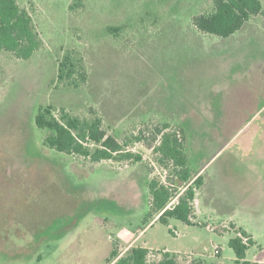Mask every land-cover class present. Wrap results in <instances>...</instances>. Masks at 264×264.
I'll use <instances>...</instances> for the list:
<instances>
[{
	"label": "rangeland",
	"instance_id": "374dc122",
	"mask_svg": "<svg viewBox=\"0 0 264 264\" xmlns=\"http://www.w3.org/2000/svg\"><path fill=\"white\" fill-rule=\"evenodd\" d=\"M17 2L42 46L28 60L0 53V227L32 229L22 250L52 251L54 264L71 254L108 264L133 247L149 248L150 264L163 251L179 264H236L233 222L253 233L247 261H264V15L221 38L194 25L214 0ZM73 52L88 73L77 89L58 80ZM48 106L100 117L143 160L92 164L48 148L35 123ZM159 132L178 136L192 176L204 169L192 225L152 216L151 182L178 176L154 150Z\"/></svg>",
	"mask_w": 264,
	"mask_h": 264
},
{
	"label": "trees",
	"instance_id": "16d2710c",
	"mask_svg": "<svg viewBox=\"0 0 264 264\" xmlns=\"http://www.w3.org/2000/svg\"><path fill=\"white\" fill-rule=\"evenodd\" d=\"M78 1V0H74ZM264 15L262 0H214L211 13H203L194 19L196 29L207 35L229 38L240 31L253 17ZM42 41L35 29L30 14L22 9L17 0H0V53H13L17 59L28 60L40 49ZM58 80L77 89L88 81V73L82 57L73 52L59 64ZM52 106L39 110L35 123L46 130L44 145L59 153L82 158L92 164L102 162L140 163L143 158L133 154L113 136L107 134L100 117L83 118L61 109L58 116ZM159 147L154 148L163 160L177 169V179L169 187L157 181L151 182L153 199L152 216L169 224V219L193 224L194 201L197 191L203 186V179L192 178L187 167L184 144L176 134H163ZM162 160V161H163ZM175 200H178L175 202ZM236 237L229 246L235 252L236 264H258L247 261V251L252 245L248 234L234 229ZM239 235L249 239L245 244ZM150 250L133 247L122 257L114 250L107 259L108 264H150ZM153 264H179L177 256L163 251L162 258Z\"/></svg>",
	"mask_w": 264,
	"mask_h": 264
},
{
	"label": "crops",
	"instance_id": "0c3cea01",
	"mask_svg": "<svg viewBox=\"0 0 264 264\" xmlns=\"http://www.w3.org/2000/svg\"><path fill=\"white\" fill-rule=\"evenodd\" d=\"M203 170L204 169H202V171L199 173L193 174L192 178L196 179L198 177H201L203 179V176L200 175L203 172ZM204 185H205V183H204V179H203V186ZM203 186H202V188H203ZM200 192H201V189L199 191H197L196 198L194 201V209H195V216L196 217L198 215H200V212H201V209L199 208ZM232 225H234L236 229H241L244 232H246L248 234L249 238L251 239L252 244L255 243L253 233L250 230H247L245 226H239L238 224H234L233 222H232ZM18 229L19 228H17V227H12L11 230H7V227H0V237H1L0 241L3 242V243L0 242V264H54V263H56V262L52 261L53 256H54V252H52V251H49V252L47 251V255L44 256L41 253V251H35V249H33L32 251L22 250V247H24V245H28V242L30 244V240L29 241L28 240H22L21 237L23 235L25 237L32 236L33 232H31L32 229H30V230L28 229L27 231H20ZM35 238L36 237H33L31 242L35 241V243H36ZM66 245H63V247L61 246V248L58 250V251H60L58 253V255L61 253H68L70 251V248H68V247H70V245L69 246H66ZM110 254H109V256H110ZM123 254H124V252L120 255V257H122ZM109 256L106 257V260ZM82 257L83 256H81V255H79L78 257L77 256L75 257V255L71 254V255H67L65 257V260L62 258V261H63V264H86V261L83 260ZM250 262H252V261H250ZM89 263H91V261H89ZM253 263L264 264V261L263 260H255V261H253Z\"/></svg>",
	"mask_w": 264,
	"mask_h": 264
},
{
	"label": "built area",
	"instance_id": "2783aa9c",
	"mask_svg": "<svg viewBox=\"0 0 264 264\" xmlns=\"http://www.w3.org/2000/svg\"><path fill=\"white\" fill-rule=\"evenodd\" d=\"M211 230H212V229H211ZM212 231H214V230H212ZM239 237L242 238V240H243V242H244L245 244H248V242H249V239H248V238L243 237V236H241V235H239ZM215 253H216V254H219L220 252H219V250H216Z\"/></svg>",
	"mask_w": 264,
	"mask_h": 264
}]
</instances>
